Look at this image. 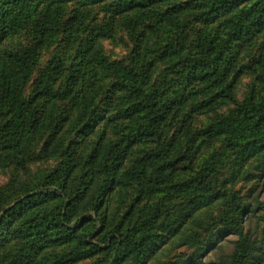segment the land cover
Segmentation results:
<instances>
[{
  "label": "trees",
  "instance_id": "1",
  "mask_svg": "<svg viewBox=\"0 0 264 264\" xmlns=\"http://www.w3.org/2000/svg\"><path fill=\"white\" fill-rule=\"evenodd\" d=\"M168 1L116 0L115 11L134 10L145 15L150 8ZM202 1L199 6L207 22L197 34L195 50L185 57L188 62L186 80L194 83V88L179 100L176 97L168 105L161 104L158 90L150 84L152 71L144 46L131 67L110 60L98 49L90 52L88 62L93 68L117 77L130 93L124 95V101L113 99L108 109V112H116L122 123L115 124V118L105 122L95 144L81 156L68 151L72 142L65 143L62 135L68 130L82 131L101 116L95 91L98 84L83 75L75 76L65 87H56L57 76L64 67L53 60L32 81L31 93H26L25 85L33 74L36 49L0 53V100L7 111V118L0 126V168L25 167L24 157L39 134L43 137L47 134L41 153L60 159L34 188L21 195L0 193V264H77L86 260H91L89 264L138 262L153 249L160 232L184 234L191 230L185 226V221L191 217L193 203L211 204L220 199H223V209L217 219V237L234 234L237 240L232 253L216 264H251L255 252L264 250V239L252 238L243 230L239 215L246 207L240 196L228 199L223 192L214 190L204 168L178 181L167 165V158L175 152L171 146L166 148L163 141L166 129L175 120V117L168 120L171 110L179 116L189 101L195 103L194 109L203 112H214L216 108L231 104L233 107L208 124L203 134L209 138L223 137L228 143L214 154L224 157L234 152L236 157H252L254 172L264 173V92L261 96L247 94L239 102L235 99L234 78L230 79V75L238 56L225 62L224 46L220 45V32L215 29L214 22L220 20V26L229 28V34L235 37L249 34L253 28L261 32L264 30V0ZM11 4L12 7L0 12V39L18 33L32 19L33 5L29 0H12ZM233 5L240 7L236 12L230 9L227 17L216 12ZM53 17L54 12L48 9L38 21L36 30L41 36L51 34ZM169 24L165 21L154 26L160 29ZM155 30L148 32L147 49L151 48L152 39L158 40ZM256 63L264 75V61L258 59ZM64 100L71 102L68 111H63L60 105ZM122 105L128 107L119 110ZM123 126L130 131L127 140L131 148L140 143L138 151L143 153L127 168L117 161L118 145L109 138L111 131L118 132ZM149 142L155 144L156 149H144ZM126 154V147L118 153L121 157ZM254 178L255 173L249 172L247 180ZM129 188H138L149 198L135 214L131 213L134 205L123 214L105 206L109 191L123 194ZM165 193L183 200L177 209L166 211L156 200V196ZM189 196L191 198L184 201ZM259 210L264 211V200L257 198L249 211ZM204 231L209 234L211 229L206 227ZM186 236L188 242L203 245L199 232ZM213 243L214 237L207 240V246ZM61 247L65 252L56 254L51 260L49 252ZM178 264H185V261Z\"/></svg>",
  "mask_w": 264,
  "mask_h": 264
},
{
  "label": "rangeland",
  "instance_id": "2",
  "mask_svg": "<svg viewBox=\"0 0 264 264\" xmlns=\"http://www.w3.org/2000/svg\"><path fill=\"white\" fill-rule=\"evenodd\" d=\"M33 5L32 19L26 26L14 34H7L0 39V53L22 52L25 49L34 47L35 64L30 81L26 83V93L33 90L32 81L41 73L53 60H58L64 67L56 79V87L67 86L75 76L86 75L88 80L98 84L95 89L97 104L101 107V116L94 119L89 127L82 131H65L62 138L65 143L71 141L68 151L81 156L86 153L97 139V134L104 128L105 122L115 118V124L122 123L117 118L116 112H108L113 99L124 101V95L129 94L126 86L119 83L117 77L100 69H94L88 62L92 50L98 49L102 55L110 60L122 63L131 67L137 53L144 46V54L149 62L152 71L151 85L158 90L161 96V104L168 105L169 101L178 100L181 96L193 91L194 83L186 80L188 62L187 55H191L196 48L198 32L205 27L207 17L202 13V0H169L160 3L147 14L140 15L134 10L124 13H117L116 0H29ZM12 0H0V12L12 7ZM10 3V4H9ZM239 5L231 8L220 9L219 15L227 17L230 9L236 12ZM54 12L51 18V34L41 36L36 26L38 21L44 17L47 10ZM216 18V16H214ZM213 19V18H212ZM210 20V18H209ZM169 21L166 28L158 29L154 24ZM216 22L215 29L220 32L219 42L224 46L223 55L226 61L238 56L235 67L230 75L234 78V97L239 102L247 94L255 93L261 96L264 92V75L261 73V66L256 60L264 61V30L257 32L253 28L249 34L235 37L229 34V28L220 26V20ZM156 29L158 40H151V48L147 49L146 38L148 32ZM238 51V55L236 54ZM232 57V58H231ZM149 70V71H150ZM84 73V74H83ZM183 91V92H181ZM60 105L63 111L70 109L71 102L62 101ZM187 108L181 114L175 115L171 110L168 120H175L166 129L163 141L168 148L171 146L175 152L167 158V165L170 172L176 175L180 181L191 177L199 169H206L213 189L226 194L228 199L234 195L242 198L246 207L239 215L243 230L250 237L257 240L264 239V214L263 210L256 213L249 209L256 204V199L264 200V173L254 172L252 157H236L230 152L224 157H219L216 151L221 147L228 146L224 138H209L203 134L208 124L224 114L233 105L216 108L214 112H203L194 109L195 103L189 101ZM122 105L119 110L127 108ZM7 118L5 105L0 100V126ZM167 120V123H168ZM129 130L125 126L118 128V132L111 131L109 138L117 144V161L122 162L125 168L139 158L140 143L131 148L128 143ZM189 132V133H188ZM187 133V134H186ZM47 135V134H46ZM37 135L30 144L26 153L25 167L0 168V193L17 192L21 195L28 189L39 184L60 160L56 157H47L41 153V145L46 137ZM126 142H122V140ZM121 141V142H120ZM126 147L125 157L118 155ZM144 149L151 151L156 149L155 144L149 142ZM148 150H144L148 153ZM213 155V157H212ZM255 173V178L248 181V173ZM138 188H129L127 193L120 194L114 191L107 193L106 205L112 211L123 214L134 205L131 213L146 203L149 198ZM152 197V195H151ZM180 197L165 193L156 196L164 209L172 210L179 207L183 200ZM191 196L184 198L188 200ZM137 199V200H136ZM223 199L211 204L193 203L191 217L185 221V226L191 230L188 233L180 234L173 231L160 232V238L154 244L153 249L147 257L138 262L126 264H178L185 261V264H216L221 259L229 256L234 249V242L237 236L234 234H223L217 237L219 225L217 219L223 209ZM165 221L168 217L164 218ZM210 227L211 232L207 234L204 230ZM199 232V239L203 245L196 242H188L187 234ZM214 237L213 245L207 246V240ZM264 247V242H262ZM203 247L205 250H201ZM65 252V248H53L49 257L54 260L56 254ZM91 260L82 261L77 264H89ZM7 264V262H6ZM251 264H264V250L255 252V258Z\"/></svg>",
  "mask_w": 264,
  "mask_h": 264
}]
</instances>
